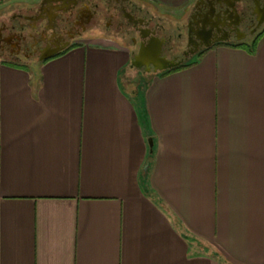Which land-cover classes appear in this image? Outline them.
<instances>
[{"label":"crops","instance_id":"0c3cea01","mask_svg":"<svg viewBox=\"0 0 264 264\" xmlns=\"http://www.w3.org/2000/svg\"><path fill=\"white\" fill-rule=\"evenodd\" d=\"M127 50L0 61V264H264V31L144 92Z\"/></svg>","mask_w":264,"mask_h":264},{"label":"flooded vegetation","instance_id":"af4514ba","mask_svg":"<svg viewBox=\"0 0 264 264\" xmlns=\"http://www.w3.org/2000/svg\"><path fill=\"white\" fill-rule=\"evenodd\" d=\"M263 31L264 0H194L180 14L138 0H40L0 14V61L30 68L74 46L105 42L132 48L130 65L140 64L141 73L176 65L167 72L217 46L250 45ZM140 48L158 57L138 61Z\"/></svg>","mask_w":264,"mask_h":264},{"label":"water","instance_id":"95a60500","mask_svg":"<svg viewBox=\"0 0 264 264\" xmlns=\"http://www.w3.org/2000/svg\"><path fill=\"white\" fill-rule=\"evenodd\" d=\"M155 48L156 49H154V50H159V48H160L159 44H157L155 46ZM141 50H143V51H141ZM148 56L158 57V52L157 53L156 52H152L151 49H149V48H146V49L140 48L139 56H137L136 59L138 61H141L143 58H145V59H146V57L148 58ZM131 64H132L131 65L132 67L133 66L136 67V68H139L140 67V64H133L132 62H131ZM175 66L176 65H161V66H158V67H155L154 68V73L163 72L165 70H169L171 68H174ZM148 144H149V148L151 149L152 148V140H149L148 141ZM146 169L147 168H144V171L145 172H146Z\"/></svg>","mask_w":264,"mask_h":264},{"label":"rangeland","instance_id":"374dc122","mask_svg":"<svg viewBox=\"0 0 264 264\" xmlns=\"http://www.w3.org/2000/svg\"><path fill=\"white\" fill-rule=\"evenodd\" d=\"M159 73H136V76L133 78V80L136 81V83L138 84V89L140 92H144L146 85L149 84L152 80H154L156 78V76H158ZM129 80V77H128Z\"/></svg>","mask_w":264,"mask_h":264},{"label":"trees","instance_id":"16d2710c","mask_svg":"<svg viewBox=\"0 0 264 264\" xmlns=\"http://www.w3.org/2000/svg\"><path fill=\"white\" fill-rule=\"evenodd\" d=\"M181 68V67H180Z\"/></svg>","mask_w":264,"mask_h":264}]
</instances>
